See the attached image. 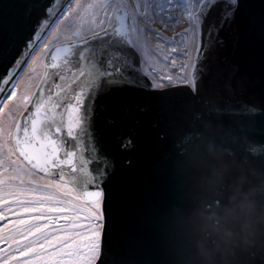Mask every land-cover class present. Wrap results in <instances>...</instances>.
I'll return each mask as SVG.
<instances>
[{"label":"snow or ice","instance_id":"1","mask_svg":"<svg viewBox=\"0 0 264 264\" xmlns=\"http://www.w3.org/2000/svg\"><path fill=\"white\" fill-rule=\"evenodd\" d=\"M32 4L42 7L22 39L0 48V264H179L202 232L229 228L247 203L245 186L237 184L240 170L256 165L264 175V138L249 128L264 116V102L238 99L231 83L225 98L209 79L222 33L251 6L245 0ZM85 13L88 24L72 32L73 43L67 32ZM61 37L68 47L57 45ZM42 57L44 73L35 83ZM118 95L144 103L104 117L118 130L117 153L142 149L149 130H141L139 117L150 106L167 110L177 97L188 98L179 120L162 130L150 125L154 139L167 144L153 165L165 195L146 221L158 254L140 261L116 226L122 173L116 157L99 147L102 101ZM224 116L234 121L226 124ZM124 164L131 167L132 158ZM24 165L47 181L22 187ZM189 189L196 190L191 199ZM175 217L189 224L181 236L170 227Z\"/></svg>","mask_w":264,"mask_h":264},{"label":"water","instance_id":"2","mask_svg":"<svg viewBox=\"0 0 264 264\" xmlns=\"http://www.w3.org/2000/svg\"><path fill=\"white\" fill-rule=\"evenodd\" d=\"M245 4L251 6L245 17L222 33L223 46L211 54L214 71L209 79L225 98L229 96L227 85L231 83L238 99L259 103L264 102V19L260 16V0H245ZM41 7L42 4L40 7L34 6L32 0H0V48L18 44ZM58 46L64 48L68 44ZM187 102V97H177L167 110L150 106L148 113L139 117L141 130H149L142 149L117 153L115 136L118 130L108 126L104 117L118 114L124 106L134 108L144 101L126 95L102 101L106 110L100 114V127L105 134L99 147L102 153L116 157L117 171L122 173L124 194L116 226L125 234L133 257L138 261L158 254L156 239L146 221L152 207L165 195L163 178L155 174L153 165L162 158L167 144L154 139L150 125L157 123L162 130L167 121L179 120ZM136 116L134 112L133 117ZM223 119L226 124L234 121L231 116H224ZM249 128L254 138H264V116L250 121ZM84 139L86 141L87 137ZM129 157L133 164L125 167L124 161ZM65 171L67 173V169ZM36 174L47 178L43 172ZM237 184L245 186L243 195L247 203L238 206L239 210L231 217L230 227L202 232L204 239L198 240L193 246L192 255L179 261V264H208L209 260L211 264H264V175L256 165H246L240 170ZM195 191L189 189L186 194L189 199ZM232 202L229 197V203ZM170 227L177 236H181L189 224L175 217ZM203 253H207V257Z\"/></svg>","mask_w":264,"mask_h":264},{"label":"rangeland","instance_id":"3","mask_svg":"<svg viewBox=\"0 0 264 264\" xmlns=\"http://www.w3.org/2000/svg\"><path fill=\"white\" fill-rule=\"evenodd\" d=\"M89 11H90V10H89ZM83 15H84V19H83V21H77V22L73 25L72 30L67 32V34H68V36H69V39H70L72 42H73V41H76V38H75V36L72 34V32L78 30V29L81 28V27H86L87 24H88V14L85 13V14H83ZM174 27H175V30H176L177 32H179V31L181 30V28H182V25H174ZM166 39H167V37H166ZM56 43H57V45H60V44L66 43V42L64 41L63 37H61V40H60V41H57ZM151 59H152L153 61H155V57H152ZM43 65H44V58L42 57V58H41V62H40V64L37 66V69H38V70H37V73L35 74L36 77H37V79L35 80V83H39V79L43 76V73H44V67H43ZM32 90L35 91L36 89L33 87ZM27 170H28L31 174L25 175V174L23 173V171L28 172ZM26 174H27V173H26ZM19 175H20L21 179L24 181L23 185H21L22 187H28V186H29V183H27V182H30V181L32 182V184L34 183L33 185H35V184H36V185H38V184H43V183H45V182L47 181V178L41 177V176H39V175H37V174L33 175L32 172H31L29 169H27V167H26L25 165L22 166V170L20 171ZM16 183H17V184H20V181L17 180ZM70 186H71V185L69 184V187H70ZM32 215H34V214H32ZM24 219H26V220L30 219V215H29V214H26V215L24 216ZM3 226H4V224H3L2 222H0V227H3ZM25 227H26V226H25Z\"/></svg>","mask_w":264,"mask_h":264},{"label":"bare ground","instance_id":"4","mask_svg":"<svg viewBox=\"0 0 264 264\" xmlns=\"http://www.w3.org/2000/svg\"><path fill=\"white\" fill-rule=\"evenodd\" d=\"M27 169H29L28 167H27ZM30 170V169H29ZM28 171V170H27ZM31 171V170H30ZM23 173L25 174V175H28V174H31L29 171L28 172H25V171H23ZM27 173V174H26Z\"/></svg>","mask_w":264,"mask_h":264},{"label":"clouds","instance_id":"5","mask_svg":"<svg viewBox=\"0 0 264 264\" xmlns=\"http://www.w3.org/2000/svg\"><path fill=\"white\" fill-rule=\"evenodd\" d=\"M203 254H204L206 257H207V255H208L207 253H203ZM208 264H211V261H210V260L208 261Z\"/></svg>","mask_w":264,"mask_h":264}]
</instances>
